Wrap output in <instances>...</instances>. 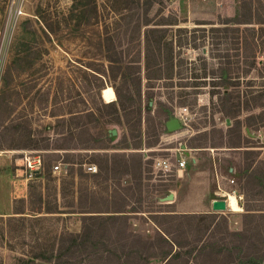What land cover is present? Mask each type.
Segmentation results:
<instances>
[{"label":"rangeland","instance_id":"1","mask_svg":"<svg viewBox=\"0 0 264 264\" xmlns=\"http://www.w3.org/2000/svg\"><path fill=\"white\" fill-rule=\"evenodd\" d=\"M12 1L15 9L21 8L22 14L18 17L13 16ZM93 1L100 15L105 17L106 23L115 15L111 11L112 4L122 6V3H128L133 9L131 14L134 20L138 18L140 24L144 19L149 21L148 25H141V40L145 29H156L150 31L148 37L152 44L160 40V54L156 56L164 61L163 76L170 75V79H165L158 84L159 87L157 85L154 88L155 92L159 91L160 100L165 103L161 107L156 106L164 116L160 118L161 126L163 127L166 117L174 118L178 109L186 108L189 114V121L179 130L173 133L163 132L165 140H158L159 144L148 155L165 153L157 151L162 148L176 149L178 143L197 150H190L194 154L191 157L193 161L186 167L184 177L154 176L150 174L148 167L149 173L144 176L146 181L141 180L140 191H130L127 195L132 204L125 198L112 197L106 190L108 182L97 177L99 172L86 174L82 167L81 170L86 175L82 178L83 186L78 196L80 204L66 207L65 211L68 213L61 215L33 212L13 215L10 208L12 198L27 202L28 185H32L34 193L41 191L43 195L48 187L57 185L56 175L52 174V165L57 160L48 153H40L45 162L44 172L26 179L27 173L15 165L13 156L8 157L5 152H1L0 264H26L29 260H33V264L43 263L37 260V253L48 255L54 252L60 231H78L82 215H114L119 213L112 211L118 209L124 210L122 214L128 216L126 227L129 231L148 238L161 232L157 224L163 222L158 218L161 215L215 213L219 224L212 226L210 230L218 231L214 232L215 237L220 234L226 236L224 245L221 246L239 247L232 242L237 239H228L227 233L241 231L247 215H260L263 216L260 220H264V128L257 130L258 132H250L251 137L258 138L254 140L247 138L244 128L241 129V135L238 134L234 121L219 112L215 94L228 89V85L221 84L228 76L238 79L232 91L264 90V53H256L255 58H252L248 56L250 50L246 51L243 45L245 35H255L254 32L246 31V25L255 30L264 26L255 24L257 20L264 22V0H0V40H4L0 51V117L6 112L11 113L10 107H16L18 103L21 105L12 119L15 126L5 131L3 141L20 144L31 141L37 146L38 140L45 139V136L41 137L37 132V118L42 119L40 115L45 113L39 107L47 102L53 80L56 85H63L68 95L76 97L77 103L80 100L76 95L79 93L78 89L82 91L89 86L98 89L96 92H99L100 87L107 86L101 92L106 102L115 98L111 87L123 90L128 87L132 91H140L144 96L146 86L143 80L123 85L119 79L109 77L84 78V75L89 77L88 63H95L98 69L102 65L108 68L103 22L85 24ZM102 4L106 7L103 8ZM147 6L149 9L145 17L144 10ZM236 17L240 20H252L254 23L229 22ZM123 27L125 25L122 30ZM49 28L52 30L49 31ZM133 28L129 29L125 39L136 38ZM108 31L116 33V27L110 26ZM261 34L264 39V33ZM139 42L138 44L136 39L128 45L122 43L120 48L114 44V52L126 54L129 51L132 54L137 50L142 51V42ZM154 51L157 52L155 49ZM127 60V56H124L123 61ZM252 62L255 64H251ZM42 88L44 89L41 91ZM152 110L154 105L150 111ZM258 111L255 109L253 113ZM43 120L44 123L47 121ZM149 130L152 131L151 128ZM220 137L225 144L219 143ZM248 147L260 148L258 154L248 150ZM100 159L101 156L93 154L83 161L97 163ZM81 160L74 159V162ZM189 172L197 174L199 179L190 184L185 180ZM215 172L225 178H234V186L242 195L237 211L211 210L210 202L216 187ZM48 174L53 179L52 182L47 180ZM222 183L226 186L224 179ZM167 190L174 191L175 198L174 201L164 203L161 195ZM43 197L52 203L53 194ZM69 201L70 198L67 197L65 203L69 205ZM17 204L18 207L19 203ZM81 211L85 213H80ZM180 229L183 234L178 238L179 241L185 246L184 249L191 248L192 240L199 235L198 231H188L184 222ZM252 234L255 243L261 241L264 238V225L253 230ZM241 243L242 239L236 241V244ZM247 246L248 242L242 244L243 248ZM114 247L118 249L120 246H112ZM259 247L255 245L251 248L256 250ZM221 256V259L217 258L216 264L227 262L228 258L223 254ZM209 261L211 260L205 259L197 264H212ZM192 262L189 259L187 264ZM150 264L162 263L159 259H152Z\"/></svg>","mask_w":264,"mask_h":264},{"label":"trees","instance_id":"2","mask_svg":"<svg viewBox=\"0 0 264 264\" xmlns=\"http://www.w3.org/2000/svg\"><path fill=\"white\" fill-rule=\"evenodd\" d=\"M91 4V8L88 11V20L85 24L90 25L101 21L103 22V40L106 49L105 60L108 63V68L105 69L102 65L100 69H97L94 67V63H88L89 67L87 68L99 72L103 76L109 78L115 79L119 77L123 82L122 84L126 85L128 82L126 81V72L130 69H133L134 71L133 73L136 76L135 80L140 79L139 63L141 60L140 54L143 52L146 87L148 88L145 98V109L149 112V102H155L156 106L159 107L164 105L165 103L160 100V95H158L159 91L155 92L154 88L160 82H164L165 79H170V75L167 77L163 76L164 61L163 59L160 61V57L156 56L157 54H160V40H157L155 44H152L148 37V33L156 29H145L144 37L141 40V25L146 26L149 24V21L144 19L142 24H140L141 22H139L138 18L134 20L132 17L133 15L131 14L133 9L128 3L124 2L122 3V6L119 4L116 6L113 4L111 5V11L115 15L109 23H106L107 21L105 17L98 12L96 3L93 1ZM136 4L138 7L139 2L137 1ZM102 6L103 8L106 7L103 4ZM244 6L245 5L243 4L242 8H244ZM148 9L149 7L147 6L144 10L145 17ZM230 21L234 24L254 23L252 20H240L238 17L229 20V22ZM132 23L133 26L131 25ZM255 24H264V22L257 20L255 21ZM123 25H125V27H123L122 30ZM110 26L116 27V33L112 34L108 31ZM131 27H134L133 32L136 33V38H130L127 40L125 39V36ZM245 29L248 32L255 33V35H245L243 37V45L246 48V51L248 49L250 50L248 56L255 58L256 53H264V47H261V45L264 44L263 36H261V33H264V26L261 25L255 30L254 27L246 25ZM51 30L52 29L49 28V31ZM121 30L122 32H119ZM136 39L138 40V44L140 43L139 41L142 42V51L137 50L132 54H130L129 51L126 54L122 52H114V44L120 48L122 43L128 45ZM256 47L258 48L257 51ZM154 49L157 50V52H155ZM124 56H127L128 58L126 62L123 61ZM245 56L247 57V55ZM228 64L229 62L227 61V65ZM251 64H255V62H252ZM222 66L223 65L220 66V70H222ZM226 72L228 74L230 73L229 71ZM131 75L132 74L129 76ZM92 78L97 77L92 76ZM237 80L236 77L228 76L226 80L221 81L222 85H228V89L215 94L217 97V104L220 108L219 112L230 117L234 121V126L237 129L238 134H240L243 127L250 131L264 128V90L247 89L248 91L243 92L232 91V87H234ZM157 87H159V85ZM90 90L92 91V89ZM115 95L122 112L135 108V118L139 123L141 120V110L139 106L141 100L140 93L134 95L129 89L123 91L119 88L115 89ZM114 99L115 98H112V101ZM137 104L139 105L137 106ZM111 105L109 111L110 116L118 118V110L115 104ZM14 109L15 107H10L11 113L6 112L1 116L4 117L2 119L6 120L7 116L14 112ZM255 109L259 110L258 113H253ZM240 117H242V119ZM219 143L225 144L221 140V137ZM99 169L100 173L97 177L100 176L103 181H107L108 170L100 165ZM69 174H71V171H69ZM77 175L79 178L84 176L80 169L77 171ZM46 178L48 181H53V179L49 177V174ZM70 184L71 182L69 181H60L59 190H57L56 185H54V187H48V189L45 190V195H43L41 191L34 193L32 185H28L27 202H25L24 199L14 200L12 214L24 215L26 212H33L37 214L53 213L61 215L68 213L65 211V208L73 207V196H70L71 191L69 190ZM52 194V203L43 197H49ZM57 195L60 197L59 202L57 201ZM68 195L70 196L69 205L65 203V199ZM17 202L19 203L18 207ZM78 204L80 203L78 202ZM112 212L119 213L118 211ZM80 213H85V211H81ZM258 216L259 217L253 215L245 216L243 223L244 228L241 231H231L227 233V238L230 240H233L234 238L237 239L236 241L242 239L241 244H236V241H232L235 246L239 247H230L229 245L222 247L221 245H224L223 243L226 236L220 234L219 237H215L214 232L218 231L210 230L212 226L216 227V225L219 224V221H216L217 216L215 213L202 215H161L158 218L163 222H157L161 232L156 233L153 238H148L141 234L129 231L126 227L128 216L122 213L105 216L82 215L80 218L79 230L76 232H69L67 230L60 231L57 237L55 251L50 252L48 255L42 252L37 253V260L43 262L40 264H150L152 259H159L162 264H187L189 259H191V262H195H192L193 264H197L198 261L205 259L207 261V259H209L211 260L209 262L216 264L217 258L221 259V255L223 254L228 260L226 263L222 264L235 262V264H264V238L259 241L260 243H255L252 234L253 230L264 225V220H260L263 216ZM183 222L185 223V229L188 231H198L199 234L197 237H194L192 240L193 246L188 249H184L185 246L182 245L178 239L183 234V231L180 229ZM244 242H248V246L245 247L246 249L242 247ZM116 245L120 247L118 249L115 247L112 248V246ZM255 245L260 247L254 250L251 247ZM174 247L176 248L174 249ZM26 262H29L26 264H33V260Z\"/></svg>","mask_w":264,"mask_h":264},{"label":"crops","instance_id":"3","mask_svg":"<svg viewBox=\"0 0 264 264\" xmlns=\"http://www.w3.org/2000/svg\"><path fill=\"white\" fill-rule=\"evenodd\" d=\"M140 57V79L135 80L136 76L133 73L134 71L133 69H130L126 72V81H136L138 83L143 80L146 86L143 52H141ZM87 67H89V64H87ZM94 67H96V65ZM89 72V77L84 75V78H87L86 80L92 78V76H96L98 79L107 77L90 69ZM130 74L132 75L129 76ZM69 78L71 77L69 76ZM115 79L121 81L119 77ZM75 87L77 88V85H75ZM105 87L107 86L100 87L99 92H96L98 89L93 88L92 86L83 89L81 88L82 91L78 89L79 93L76 95L80 100L77 103L75 102L76 97L68 95L65 87L60 83L56 85V82L53 80L49 89V94L47 95V102L39 107V110L45 111V113L40 115L42 119L37 118V132L41 137L45 136V139L38 140L37 146L32 144L31 141L21 144L3 141L6 134L5 131L12 129L15 126V121L12 119L21 108L20 103H18L14 112L7 116L6 120L2 119L4 117H0V153L5 152L8 157L15 156L17 153L23 151H35L41 154L48 153L51 157L57 160L53 164L62 163L66 165V174L63 176L56 175L55 177L57 182L56 187L57 190H59L60 181L71 182L69 190L71 191L70 196H73V205L78 204V196L83 186L82 178L86 174L100 173L99 165L108 170V179L106 181L108 183L106 190H108L111 196H118L129 200V198H127L128 193L130 191H140L141 180L146 181L144 176L148 174L147 171L150 161L145 160V156H147L149 151L155 150L154 147L159 144L160 139L163 137L164 133L167 132L165 123L170 118L165 115L166 119L162 127L160 118L163 115L160 114L159 108L156 109L155 102H149L150 109L152 105H154V110L150 111L149 109V112H147L145 109V98L148 88L146 87V91L143 93L144 96L142 97L140 91L135 92L127 87L125 90L129 89L134 95L140 93L141 96L140 105L137 104V106H140L141 110V120L138 123L135 118V108L128 109L125 112L120 110L115 95V89L113 87L109 86L113 89L115 99L110 102L104 101L101 92ZM43 89L44 88H42L41 91ZM90 89H92V91ZM47 91L48 90H46V92ZM111 104H115L118 110V118L110 116L109 111L112 106ZM43 119H46L47 121L44 123ZM149 128H151L152 131L149 130ZM112 130H115L114 135L111 134ZM260 130L262 129L259 128L258 131ZM251 131L249 130V134L245 131L248 139L251 137ZM256 138L257 137L254 136L251 137L252 140ZM184 147L188 150V152L186 151V155L189 154L190 157L194 155L190 153V150H197L195 147L191 146L188 148L187 145H184ZM247 149L258 154L260 148L248 147ZM93 154L101 156V159L98 160L97 163L83 161V159H88ZM78 158H81L82 160L80 162H74V159ZM190 161H187L186 166L175 173L173 177H184V174H186V167ZM87 165H95L97 167V172H86L85 166ZM82 167L86 174L81 170ZM79 169L84 174V176L80 178L77 175ZM69 171H71V174H69ZM232 172L235 171L233 170ZM196 179H199L198 175L191 174V172H189L188 176H185V180L190 182V184L191 182L196 181ZM165 194H171L173 199L175 198V192L172 190H167ZM70 196L68 195L69 198ZM239 196L240 205L242 195L239 193ZM57 197L60 201L59 195H57ZM16 199L17 198H12L10 200L11 210L13 207V201ZM130 203L132 204L131 201ZM124 204L126 207L128 206L127 203ZM114 211H118L119 213L125 212L122 209Z\"/></svg>","mask_w":264,"mask_h":264},{"label":"built area","instance_id":"4","mask_svg":"<svg viewBox=\"0 0 264 264\" xmlns=\"http://www.w3.org/2000/svg\"><path fill=\"white\" fill-rule=\"evenodd\" d=\"M11 5L14 8V15L19 16L22 14L21 8L15 9L14 1H12ZM4 40H0V51L3 47ZM1 61V55H0ZM175 117L178 119L180 123V128L185 125L186 121H189V114L186 108L178 109L176 111ZM160 140H165V137H162ZM163 142V141H162ZM159 152L165 151L163 154H158L155 156H150L147 154L145 156V160H149L150 164L148 167L150 168V174H159L160 177L170 178L173 177L175 173H177L180 169H183L186 166L187 161L192 160V158L186 155V149L182 143H178V147L176 149L171 148H162L157 150ZM153 152V151H149ZM19 156V157H18ZM17 157L13 156V161L15 165L20 166L22 170L27 173L26 179H31L37 173L44 172V161L42 155L35 151H23L18 154ZM193 161V160H192ZM85 170L88 173H96L97 167L95 165H87L85 166ZM52 173L57 176H63L66 174V165L62 163H55L52 165ZM149 173V172H148ZM216 177V187L213 191L214 198L213 199H223L226 202L227 206V198L228 194H236L239 202V191L234 186L235 180L234 178H225L221 174H215ZM225 180L226 186L222 183V180ZM166 181V180H164ZM169 195V194H168ZM165 193L162 196L163 200L168 196ZM212 199V200H213ZM211 200V201H212ZM168 201L164 200V203Z\"/></svg>","mask_w":264,"mask_h":264},{"label":"water","instance_id":"5","mask_svg":"<svg viewBox=\"0 0 264 264\" xmlns=\"http://www.w3.org/2000/svg\"><path fill=\"white\" fill-rule=\"evenodd\" d=\"M229 121L227 120V123ZM165 128L167 130V132L169 133H173L177 130L180 129V123L178 121V119L176 117L174 118H170L166 123H165ZM246 133L249 134V130L245 129ZM111 134L114 135L115 134V130L111 131ZM173 196L172 195H168L164 200L168 201V200H172ZM210 207L211 210L213 212H225L227 210V206H226V202L223 199H213L210 202Z\"/></svg>","mask_w":264,"mask_h":264},{"label":"bare ground","instance_id":"6","mask_svg":"<svg viewBox=\"0 0 264 264\" xmlns=\"http://www.w3.org/2000/svg\"><path fill=\"white\" fill-rule=\"evenodd\" d=\"M227 209H230V211H237L239 209V202H238V197L236 194L235 195L231 193L228 194Z\"/></svg>","mask_w":264,"mask_h":264}]
</instances>
